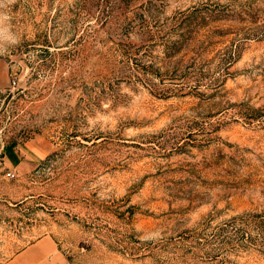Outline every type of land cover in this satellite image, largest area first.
Returning a JSON list of instances; mask_svg holds the SVG:
<instances>
[{
	"label": "rangeland",
	"instance_id": "obj_1",
	"mask_svg": "<svg viewBox=\"0 0 264 264\" xmlns=\"http://www.w3.org/2000/svg\"><path fill=\"white\" fill-rule=\"evenodd\" d=\"M44 235L264 264V0H0V264Z\"/></svg>",
	"mask_w": 264,
	"mask_h": 264
},
{
	"label": "crops",
	"instance_id": "obj_2",
	"mask_svg": "<svg viewBox=\"0 0 264 264\" xmlns=\"http://www.w3.org/2000/svg\"><path fill=\"white\" fill-rule=\"evenodd\" d=\"M65 257L51 235H44L15 253L3 264H64Z\"/></svg>",
	"mask_w": 264,
	"mask_h": 264
},
{
	"label": "trees",
	"instance_id": "obj_3",
	"mask_svg": "<svg viewBox=\"0 0 264 264\" xmlns=\"http://www.w3.org/2000/svg\"><path fill=\"white\" fill-rule=\"evenodd\" d=\"M257 217V215H255ZM252 214L250 213H246V214H242L236 217H233L232 219H230L228 222L224 223L223 225L219 226L218 229L216 230V233L214 234V238L215 240H221V241H225L226 239H228L229 237L224 235V233L228 230V229H234L237 228V231H241V228L239 226H245L246 224H251V221H249L250 219H254L252 218ZM257 225V228L260 229V223L255 222ZM261 230V229H260ZM224 236V237H223ZM242 237L245 236L244 232H242Z\"/></svg>",
	"mask_w": 264,
	"mask_h": 264
},
{
	"label": "clouds",
	"instance_id": "obj_4",
	"mask_svg": "<svg viewBox=\"0 0 264 264\" xmlns=\"http://www.w3.org/2000/svg\"><path fill=\"white\" fill-rule=\"evenodd\" d=\"M12 2H14V0H8V3H9V4L12 3Z\"/></svg>",
	"mask_w": 264,
	"mask_h": 264
}]
</instances>
